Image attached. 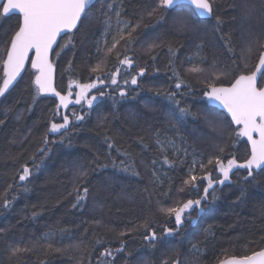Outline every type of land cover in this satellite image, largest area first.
<instances>
[{
	"label": "snow or ice",
	"instance_id": "1",
	"mask_svg": "<svg viewBox=\"0 0 264 264\" xmlns=\"http://www.w3.org/2000/svg\"><path fill=\"white\" fill-rule=\"evenodd\" d=\"M94 5L95 0H0V25L13 16L18 18L13 26L0 33V43L3 44L0 50V97L10 94L24 81L26 65H30L34 71L25 90L31 87L33 91L26 111L31 112L42 96L58 98L53 118L42 137L39 159L33 154L30 157L31 167L27 163L21 165L18 182L7 185L3 203H0V215L9 211L19 198L18 194H11L17 188L23 193L31 191L32 178L52 153L53 146L72 149L75 146L74 136L92 113L110 102L112 111H101L96 117L97 135L103 136L106 148L103 158L97 151L87 167L79 166L73 170V187L69 195L74 196L73 209L86 206L91 194L90 175L109 167L143 179L137 159L154 146V155L147 163L141 160L152 185L151 190L147 185L142 189L147 201V215L121 229L110 227L102 219L93 221L97 229L113 232L119 243V247L114 249L103 248L96 264H115L116 257L127 250L126 238L139 236L146 247L155 250L167 240L180 236L187 226L196 225L203 215L211 213L222 199L225 188L238 186V194L232 203L240 204L250 198V187H259L258 177L264 175V39L251 38L250 30L242 29L241 39H244L245 31L250 38L239 49L237 57L233 32L224 31V26L234 22L236 17L226 21L217 14L218 0H110L97 10L98 15L93 14ZM255 10V5L244 0L243 19L250 18ZM261 10L264 11V6ZM212 18L215 20L214 32L232 56L231 73L219 70L215 63L207 74L202 67L207 59L204 55L207 28L203 22ZM97 22L103 24V32L100 39L94 42L95 62L88 64L87 82L74 80L70 82L67 93L61 94L54 86L55 68L50 54L54 52L59 57L68 50L75 55L77 35L86 36L87 30ZM182 39L198 41L194 53L186 58L184 71L202 77L200 82L203 87L200 89L185 78L180 70L183 65L177 63L183 48ZM138 44L139 49L136 47ZM54 46L58 50L54 51ZM138 52L146 55L153 65L166 52L168 62L165 70L170 73L168 79L173 84L163 88L149 87L147 90L173 106L184 121L202 124L208 129L207 133L199 127L194 129V132L206 137L204 143L211 147L207 155L197 151L171 121L164 129L152 126L150 135H137L134 143L139 153L132 150V144H118L110 134L111 117H114L120 103L136 100L145 91L142 78L148 74V69L138 67ZM254 53H258L257 62L250 67ZM72 63L69 60V69ZM153 70L160 71L159 68ZM73 88L77 91L73 92ZM189 96H195L197 102L204 106L194 111L192 104L186 102ZM70 105H79L80 110L73 109L69 115L65 110H69ZM144 108L149 113L158 111L150 103H145ZM7 114L6 111L5 117ZM4 123L0 119V125ZM145 131L147 133L148 130ZM226 133H231L228 137L231 148L234 149L241 139L249 146L243 162H239L234 152L229 151ZM50 136L53 138L50 139ZM113 151L116 156L112 155ZM241 169L246 173L243 176L240 175ZM154 193L158 197L155 209L152 207ZM40 214L33 210L30 218L35 219ZM157 215L161 219L158 220ZM7 231L0 228V233ZM210 231V228L204 230L206 235ZM59 232L61 240L63 235H71V230L67 228L59 229ZM87 234L88 229H85V237ZM92 235L95 237L94 245L104 243L99 231L93 229ZM42 239L51 241L54 233H45ZM261 239L264 241V237ZM81 246L86 247L83 239L75 247L82 251ZM72 247L53 248L52 243H48L47 249H43L36 243L23 247L9 244V264H15L13 258L18 260L25 254H65ZM193 250L196 253L200 251L197 245H193ZM131 256L132 252L127 251L125 259ZM173 256L162 260L161 264H180L179 254L173 253ZM41 264L47 262L41 261ZM216 264H264V247L245 254L225 255L217 258Z\"/></svg>",
	"mask_w": 264,
	"mask_h": 264
},
{
	"label": "trees",
	"instance_id": "2",
	"mask_svg": "<svg viewBox=\"0 0 264 264\" xmlns=\"http://www.w3.org/2000/svg\"><path fill=\"white\" fill-rule=\"evenodd\" d=\"M109 2L110 0H97L92 9L93 14L98 15L97 10ZM243 3L244 0H218L217 7V14L226 21H231L232 16L236 17L234 22L224 26V31L233 32L237 57L239 49L250 38L245 31L244 39H241L242 29L250 30L251 38L264 39V11L261 10L264 0H248L250 5L256 6V10L248 19L242 17ZM17 19L16 16L6 19L3 25H0V33L13 26ZM203 23L207 28L204 35L206 43L204 55L207 59L202 65L206 70L205 74L207 71H212L211 66L214 63L219 70L231 73L232 56L225 50L222 41L213 30L214 18L205 20ZM102 32L103 24L97 22L87 30L86 36L77 35L75 55L68 50L59 57L53 53L52 62L56 66V89L62 94L67 93L70 82L74 80L87 82L88 64L95 62L94 42L100 39ZM152 34L155 35V33ZM181 42L183 48L179 52L177 63L183 65L180 70L185 74V78L191 80L195 88L200 89L203 87L200 82L202 77L192 76L184 71L187 67L186 58L194 53L195 44L198 41L182 39ZM136 47L139 49L140 45ZM2 49L3 44L0 43V50ZM138 55L140 56L138 67L148 69V74L142 78L145 91L136 100L120 103L114 117H111L110 134L116 138L118 144L125 146L132 144V150L139 153L140 150L134 143L136 136L150 135L152 126L164 129L167 122L171 121L188 137L189 143L194 145L197 151L205 152L207 155L211 147L204 143L206 137L194 132V129L199 127L205 133L208 129L202 124L184 121L173 106L168 105L161 98L154 97L153 93L147 90L149 87L163 88L173 84L168 79L170 73H166L165 70L168 62L166 52L161 55L155 65L142 52H138ZM257 55L258 53L252 55L250 67L257 62ZM69 60L73 62L71 69H69ZM145 61L148 62L145 63ZM154 68H159L160 71L154 72ZM33 71L28 65L24 81L10 94L0 98V119L5 121L3 125H0V203H3L2 197L7 185L18 182L21 165L27 163L31 167L30 157L33 154L39 159L38 150L43 147L42 137L49 126V121L53 118V111L57 104L51 96H42L31 112L26 111L31 103L33 90L31 87L25 90V85H30ZM75 91L77 89L73 88V92ZM186 102L192 104L194 111L204 106L197 102L195 96L187 97ZM145 103L153 104L158 111L147 112L144 108ZM73 109L79 111L80 106L71 110ZM71 110L68 112L69 115ZM6 111L8 114L5 117ZM101 111H112L110 102H106L92 113L91 118L74 136L75 146L72 149L53 146L52 153L32 178L30 192L23 193L17 188L11 193L18 194L19 198L9 211L0 215V228L8 230L6 233H0V264H9V244L23 247L34 243L43 249H47L48 243H52L53 248L68 245L73 247L65 254H25L18 260L13 258L15 264H41V261H46L47 264H96L97 257L103 248L114 249L119 247V243L113 232L97 229L93 223L94 220L102 219L110 227L121 229L129 225V222L135 223L147 215V201L142 189L147 185L151 190L152 185L149 183L148 172L141 160L147 163V160L154 155V146L138 156L137 164L143 179L120 173L111 167L94 172L90 175L91 194L86 206L81 209L71 207L74 196L69 193L73 187V170L79 166L87 167L95 152L98 151L103 158L106 151L103 136L97 135L96 128V117ZM218 114L223 115L222 112ZM18 116L19 119H17ZM56 120L59 121V117H56ZM145 130H148L147 133ZM230 135L231 133L225 135L229 151L234 152L239 162H243L247 158L249 146L241 139L234 149L231 148L228 141ZM112 155L116 156V152L113 151ZM245 174L244 170H240L241 176ZM258 179L259 187L249 188L250 198L245 202L232 203L238 194V186L225 188L222 199L211 213L203 215L196 225L187 226L180 236L167 240L155 250L146 247L139 236L126 238L127 250L116 257L115 264H161L164 259L174 258L173 253L179 254L180 264H216L217 258L225 255L245 254L251 250H259L264 247V241L261 239L264 237V175ZM156 199L158 197L154 193L153 209L156 206ZM33 210L41 213L35 219L30 218ZM157 219H161L159 215ZM62 228L70 229L71 235L65 234L61 240L62 234L59 229ZM206 228L211 229L207 235L204 232ZM85 229H88L87 237H85ZM93 229L103 235L102 245H94ZM49 232L54 233V239L51 241L42 239L44 234ZM82 239L86 247L81 246L83 249L81 251L75 246ZM193 245L198 246L199 253L194 252ZM127 251H131L132 256L126 260Z\"/></svg>",
	"mask_w": 264,
	"mask_h": 264
},
{
	"label": "water",
	"instance_id": "3",
	"mask_svg": "<svg viewBox=\"0 0 264 264\" xmlns=\"http://www.w3.org/2000/svg\"><path fill=\"white\" fill-rule=\"evenodd\" d=\"M96 1L97 0H95V3H96ZM56 50V46H54V51ZM54 53V52H53ZM53 53L52 54H50V59H51V61H52V55H53ZM30 55H31V53H30ZM53 63V62H52ZM54 65V64H53ZM26 67L28 68V65H26ZM54 68H55V71H54V86L56 87V66L54 65ZM25 75V74H24ZM58 91V90H57ZM62 94V93H61ZM48 96H51L52 98H54L56 101H57V103H58V98L57 97H54V96H52V95H48ZM1 98V97H0ZM74 98V97H73ZM78 105H70L69 106V110H65L67 113L72 109V108H74V107H77ZM61 114H63V113H61ZM242 170V169H241Z\"/></svg>",
	"mask_w": 264,
	"mask_h": 264
}]
</instances>
